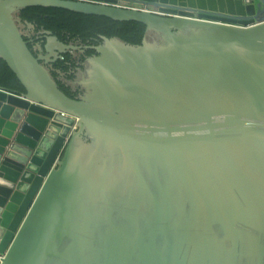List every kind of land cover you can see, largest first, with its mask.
<instances>
[{"label": "water", "instance_id": "1", "mask_svg": "<svg viewBox=\"0 0 264 264\" xmlns=\"http://www.w3.org/2000/svg\"><path fill=\"white\" fill-rule=\"evenodd\" d=\"M30 7L147 36L35 57ZM86 50L73 99L44 64ZM0 59V264H264V0H0Z\"/></svg>", "mask_w": 264, "mask_h": 264}, {"label": "trees", "instance_id": "2", "mask_svg": "<svg viewBox=\"0 0 264 264\" xmlns=\"http://www.w3.org/2000/svg\"><path fill=\"white\" fill-rule=\"evenodd\" d=\"M14 18L21 24L27 22L33 25L35 32L50 31L52 35L64 44L76 46H95L100 43V37L118 38L131 45H139L146 36L145 26L137 22H116L107 18L88 16L57 8L30 7L21 9L15 13ZM23 33V31H22ZM27 41L26 38H24ZM28 49L36 57L37 52L27 43ZM62 54L54 69L64 74L63 80H59V74L49 71L51 78L58 88L68 97L77 99L79 90L74 91L68 82L76 80L75 68L83 70L85 59L94 54L92 50H86L83 54ZM79 63L77 65L76 63ZM0 86L8 90L24 93V89L0 59Z\"/></svg>", "mask_w": 264, "mask_h": 264}, {"label": "flooded vegetation", "instance_id": "3", "mask_svg": "<svg viewBox=\"0 0 264 264\" xmlns=\"http://www.w3.org/2000/svg\"><path fill=\"white\" fill-rule=\"evenodd\" d=\"M234 22L237 23V22H240V21L239 20H237V21L234 20ZM22 31H23V34L25 35V38L27 39L26 44L28 43L29 45L32 46V49L37 52V56L44 55V53H40L38 51V47L43 45L42 40H40V36H39L38 32H35V30L32 31V30H28V29H25V28H22ZM67 53H70L73 56H76V54H75L76 52H67ZM83 53H79V54H83ZM64 54H66V53H64ZM60 56L63 57L62 55H60ZM58 60L59 59H57V60H55V61H53L51 63L44 64V65H45V67H46V69L48 71L55 70L59 74V80H63L64 74H62L60 72V70L54 69L56 64H57V62H58ZM76 64L79 65L78 62ZM74 72L76 74V80H74L72 82H68V85H70L74 91H78L79 90V95H78V97H79L82 94V89L77 85V81L80 79V77L82 75V70H80L79 68H75Z\"/></svg>", "mask_w": 264, "mask_h": 264}, {"label": "built area", "instance_id": "4", "mask_svg": "<svg viewBox=\"0 0 264 264\" xmlns=\"http://www.w3.org/2000/svg\"><path fill=\"white\" fill-rule=\"evenodd\" d=\"M103 5H108V4H105V3H102ZM110 6H113V7H116V5H110ZM121 8H125V7H121Z\"/></svg>", "mask_w": 264, "mask_h": 264}]
</instances>
